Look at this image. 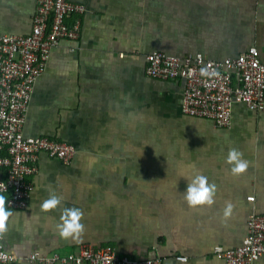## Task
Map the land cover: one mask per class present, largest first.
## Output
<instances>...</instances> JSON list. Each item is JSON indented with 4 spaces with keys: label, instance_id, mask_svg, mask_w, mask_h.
Returning <instances> with one entry per match:
<instances>
[{
    "label": "crops",
    "instance_id": "1",
    "mask_svg": "<svg viewBox=\"0 0 264 264\" xmlns=\"http://www.w3.org/2000/svg\"><path fill=\"white\" fill-rule=\"evenodd\" d=\"M74 1L87 7L80 37L53 48L24 132L72 143L76 154L70 164L40 154L27 208L9 210L10 193L0 192L10 214L6 250L113 246L163 264H226L214 248L242 244L249 216L264 214V110L235 102L225 128L183 114V83L149 77L145 56L220 60L255 46L264 63V0ZM35 12L36 0H0V31L29 33ZM231 150L247 163L239 174L227 162ZM193 172L214 188L211 205L184 201L181 176ZM50 195L60 203L45 210ZM68 210L78 211L81 228L62 235Z\"/></svg>",
    "mask_w": 264,
    "mask_h": 264
},
{
    "label": "built area",
    "instance_id": "2",
    "mask_svg": "<svg viewBox=\"0 0 264 264\" xmlns=\"http://www.w3.org/2000/svg\"><path fill=\"white\" fill-rule=\"evenodd\" d=\"M86 10L85 4L74 0H36L29 33L0 31V192L10 193L9 210L28 207L34 190L31 178L38 173L41 153L64 164H70L76 154L72 143L48 136H27L24 128L34 85L46 70L53 48L63 40L79 39L81 15ZM145 59L149 77L183 83V114L211 119L215 126L225 128L232 122L235 102H243L254 111L264 110V63L255 46L220 60L202 53L177 55L160 50L149 52ZM202 69L206 70L203 74ZM248 199L254 200L255 196ZM9 215L0 229V264L21 260L38 264H163L159 255L138 258L122 254L113 246L15 255L4 246ZM247 226L242 244L214 248L215 255L226 264H255L264 257V214L252 213ZM177 259L186 261L188 257L179 255Z\"/></svg>",
    "mask_w": 264,
    "mask_h": 264
},
{
    "label": "clouds",
    "instance_id": "3",
    "mask_svg": "<svg viewBox=\"0 0 264 264\" xmlns=\"http://www.w3.org/2000/svg\"><path fill=\"white\" fill-rule=\"evenodd\" d=\"M202 74L206 71L201 70ZM239 152L231 150L227 157V162L232 164L235 162L232 167L233 174H239L245 170L247 163L240 160ZM183 178L186 179L187 184L183 192V199L189 206H198V205H211L213 203V196L215 194L214 188L208 184L207 177L202 174L193 172L190 175H183ZM60 203V198L55 195H50V198L44 202L43 208L45 210L54 207ZM231 206H229L230 208ZM68 219H65L64 225L62 227V235H69L73 232L78 231L81 228V225L77 223L79 219V213L76 210H68L66 212ZM227 215V210L225 211ZM8 216V212L5 209V199L3 196H0V229L4 228V221Z\"/></svg>",
    "mask_w": 264,
    "mask_h": 264
}]
</instances>
